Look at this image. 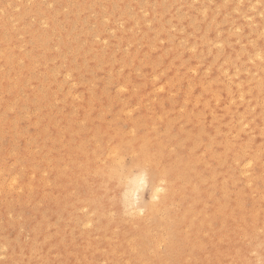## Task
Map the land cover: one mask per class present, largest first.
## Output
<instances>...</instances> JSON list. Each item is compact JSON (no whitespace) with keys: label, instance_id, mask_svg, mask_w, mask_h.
Listing matches in <instances>:
<instances>
[{"label":"rangeland","instance_id":"obj_1","mask_svg":"<svg viewBox=\"0 0 264 264\" xmlns=\"http://www.w3.org/2000/svg\"><path fill=\"white\" fill-rule=\"evenodd\" d=\"M43 34L44 38L39 39ZM256 44L264 45V0H0V264H41L38 262L43 260L45 264L47 261L49 264L138 263L136 253L130 249L123 251L118 259L111 255L108 240L92 230L93 226H82L88 210L70 208L77 197L75 188L84 189L67 185L65 181L72 174L69 162L73 144L83 142V146L93 149L98 143L87 139L88 132L102 125L119 130L127 139L150 129L163 137L169 135L168 127L172 126L175 136L165 141L167 149L175 147L185 131L194 133L197 140L194 151L191 143L188 149L201 161L208 157L209 143L219 151L226 140L234 142L233 135L237 133L238 152L227 156L230 167L227 177L231 181L227 183V192L233 196L232 201L244 198L249 224L255 226L252 231L257 235L249 234L250 241L240 238L246 256L240 250L235 264H244L247 256L259 263L261 258L254 257L252 247L258 246L260 240L264 243V123L260 121L264 118V90L258 92V83L264 87V48L260 50L262 58L255 59L252 46ZM62 51L66 60L60 55ZM238 88L242 97L238 96ZM232 92L234 96L230 95ZM53 122L62 124L53 126ZM57 131L63 133L59 136ZM215 132L219 134L214 136ZM249 158L253 162L251 167ZM245 161L248 166L243 165ZM205 170L204 175L208 176L209 169ZM243 171L248 173L241 174ZM223 176L218 174L214 178L217 188L211 186L221 201L225 198L218 189ZM63 182L66 185L60 189L65 194L56 189ZM7 184H10L8 188ZM149 195L146 184L140 196L148 199ZM211 201L208 199L206 204L212 205ZM234 214L236 217L237 211ZM215 222L220 228L222 216ZM258 227L262 230L257 231ZM91 236H95L94 240ZM249 236L253 237L252 241ZM6 240V245L11 244L6 246ZM190 240L189 246L185 244L181 264H206L207 258L215 256V252H207L210 247L222 244L228 250L231 243L230 238L222 240L218 230L200 231ZM96 241H101V245L95 244ZM87 246L93 249L90 251ZM95 246L105 250L99 248L103 253L98 252ZM146 246L150 250L158 247L157 252L165 253L159 244L147 242ZM81 248L83 253L79 252ZM229 252L232 253L231 248ZM213 257L209 259L215 260ZM125 259L130 261L124 262Z\"/></svg>","mask_w":264,"mask_h":264},{"label":"bare ground","instance_id":"obj_2","mask_svg":"<svg viewBox=\"0 0 264 264\" xmlns=\"http://www.w3.org/2000/svg\"><path fill=\"white\" fill-rule=\"evenodd\" d=\"M69 26H71V24ZM71 27L69 29H71ZM58 29H59V27H58ZM52 30H53V28H52ZM46 32H49V31H46ZM68 32H66V33H68ZM57 34H59V33H57ZM48 35L49 34H47L46 36H48ZM51 35H53V34H51ZM69 35H71V33ZM50 36H49V38H50ZM55 36H57V35L55 34ZM41 37L44 38V34L38 38L40 39ZM37 39H35V40L37 41ZM46 39H47V37H46ZM46 39H45V41H46ZM50 39H51V41L53 40L52 38H50ZM50 39H48V40H50ZM3 41H5V38ZM36 41H35V43H36ZM41 43L39 42V45ZM46 45H45V48H47V46H48V45L47 46ZM36 46H38V45H36ZM40 46L44 47V43H43V46L42 45H40ZM58 46H60V45H58ZM68 47L70 49L72 48L70 46H68ZM68 47H66L67 51L70 50ZM263 48H264V45H262V44L253 45L252 46V51H253L252 56H254L255 59H261L262 55H261L260 50H263ZM59 49L62 50L61 48H59ZM222 50H224V49L222 48ZM222 50L220 49L221 52H222ZM39 51L40 50H38V52ZM71 51H69V53ZM76 51H78V50H76ZM72 53H73V51H72ZM72 53H70V54H72ZM75 53H77V52H75ZM78 53H79V51H78ZM65 54L66 53H63V51H62V54L60 53V55H62L61 57H63V58H64ZM67 54H68V52H67ZM5 55H7V54L5 53ZM29 55L27 54L26 56L29 58ZM10 56L11 55H9V57ZM52 58H54V56ZM86 60L88 62V59H86ZM88 63H90V62H88ZM83 64H85V63H83ZM77 65L79 66V64H77ZM86 65H85V69L87 70L86 67H88V65L87 66ZM155 65L156 64H154V66ZM74 66H76V65H74ZM78 66H76V67H78ZM67 68H68V66H67ZM70 68H71V66L69 67V69ZM74 68L75 67H73V69ZM91 68H89V69H91ZM91 71H92V69L89 71V73ZM71 72H73V71H71ZM67 73H69V71H67ZM63 74H65V73H63ZM69 74L72 75V73H69ZM69 74H68V76H69ZM211 81H210V83H211ZM16 87H18V86H16ZM16 90H19V89H16ZM229 90L230 89H228V91ZM238 90H239L238 96L242 97V93H241L240 88H238ZM263 90H264L263 84L261 82L258 83V92L262 93ZM51 92L53 93L52 90H51ZM233 93L234 92H232L230 95H233ZM43 95H44V93H43ZM40 96H42V95H40ZM45 96L46 95H44V99L46 98ZM89 102L90 101H88V103ZM88 108H90V107L88 106ZM163 113L164 112L162 111V114ZM86 116H88V115H86ZM260 121H262L264 123V118L262 117ZM83 122H84V120H83ZM163 122H165V120ZM187 122H188V120H187ZM58 123L59 122H57V124ZM57 124L53 122V126L57 125ZM59 124H62V123H59ZM243 125H244V123H243ZM180 126L181 125L178 126V129L181 128ZM190 126H188V127L190 128ZM67 127L68 126H66L65 128H67ZM171 127H168V134L169 135H165L163 137L158 136V134L156 133L155 130L150 129V130H148L149 132H147L145 134L134 133L133 137L129 138V139H127L125 136H123L119 132V130L111 129L105 125H102L100 128L89 130V132H88L89 134H88L87 139L90 138L93 141V143L97 142L98 144L93 146V149H90V148H87L86 146H83V142H80L78 145L73 144L72 151L70 153L71 154V157H70L71 160L69 162V166L71 167L70 171L72 174L68 178V180H65V181L67 182V185H71L72 187H74V186L76 187V185H78L80 189L84 188L83 191L75 188V190L78 191V193L77 192H76V194L74 193V196L76 195L77 197L75 196L76 199L70 203V208L76 209L77 207H82L84 210H85V208L88 210V211L86 210L87 213H84V214H86V216H84L85 218H83L85 220H82V218L79 217L82 220V222H81L83 224L82 226H84V225L86 227H88V226L92 227L93 226L92 230H95L96 233H98V234L102 235L104 238H106V240H108L107 244H108V247L110 249V254L115 256L117 259L119 258L120 254L122 256V254L125 253L123 251L130 249V251L132 250L136 253V258L138 261L137 264H181V262L183 261L182 254H184V252H185L184 248H186L185 244H187V246L190 245V243L192 242L190 239H192L193 234L196 236L197 233L200 231H207V232L212 231V233H213V231L218 230L219 234H221L222 240L227 241L230 238L231 243H230L229 248L232 249V253L229 252V248H228V250L223 249L225 245L224 246L222 244L217 245V246L214 245V246L210 247V250L207 252H209L210 254L212 252H215V256L214 257L210 256L209 258L213 257L216 259L212 261V259L207 258V261H205V259H204V261L206 264H235V259L240 258V256H239L240 250L242 252V255L246 256L245 252H244V249H245L244 245L242 246L241 243L239 242L240 238L241 239L247 238V240H249L247 236L251 233L252 234L254 233L252 230L255 227V226L249 224L250 220L248 217L250 214L247 213V208L244 204V198L238 197L235 201H232L231 198L233 196L230 197L228 192H227V190H228L227 183L230 181V179L227 177L228 171L230 170L229 161H228L227 156L229 154H235L238 152L237 147L239 144L237 143V141L239 139L238 140L236 139L237 141H235V138H237L236 136H238V134L236 133L233 135L235 137V138L233 137L234 142L226 140V142H224L222 144V148H219V149H221L219 151L217 150L218 148L217 149L213 148L215 146L212 147V145H214V144L211 145V143H209L210 145H208L209 146L208 157L205 160L201 161V159L196 158L197 157L196 155L193 156L192 153L190 152V150L188 149V145H189L188 143H191L192 150L194 151L193 148H194L197 140H196V135L194 133H189V132L185 131L186 128L183 130V131H185V133H183V136L178 138V140L179 139L180 140L176 141V139H175V141L177 142V143L175 142L176 143L175 147H173L172 149H167L165 141L169 137L175 136L174 132L170 129ZM189 128H188V131H189ZM47 129H48V127H46V130ZM67 129H69V128H67ZM82 129H85V128H82ZM215 129H217V126ZM57 132H58L59 136H60L61 132L63 133V131H60V133H59V131H57ZM65 132H67V131H65ZM92 132H93V134H92ZM219 132H220V129H219ZM262 133L264 134V131ZM218 134L216 133L214 136H216ZM223 134H225V133H223ZM67 135H68V133H67ZM62 136H65V135L63 134ZM239 137H240V135H239ZM223 138L224 137H222L221 139H223ZM221 139H219V141H221ZM58 140H59V138L57 139V141ZM212 140H214L215 142L217 141L214 138ZM245 140H247V139H245ZM210 142H212V141L210 140ZM217 145H221V142L218 143ZM55 153H53V154H55ZM125 156L126 157L128 156L129 158L127 159V158H125ZM257 156L258 155H255L254 157H256V159H257L258 158ZM250 157H252V156H250ZM51 158H53V157H51ZM245 159H247V157ZM250 159L251 158H249V161H248L249 163L247 161H245L244 162L245 164H243V165L245 166V165H247V163L249 166L251 164L253 165V162ZM16 160H18V159H16ZM45 160H46V158L43 161H45ZM37 162H38V160H37ZM53 162H54V160H53ZM200 162H201V164H200ZM250 162H252V163L250 164ZM193 163H194V166L192 165ZM213 163H215V165H212ZM243 165H241V166H243ZM217 166L219 168H217ZM205 169L206 170L209 169L208 170L210 173L209 174L210 176L208 175L209 177L207 175H204ZM244 170H245V168H244ZM251 171H253V170H251ZM245 172L248 173V171H243V172H241V174H246ZM59 173H61V176H62V172L60 171ZM218 174L224 175L222 177V181H220L221 182L220 187L218 186L219 187L218 192L222 196H224V198H225L222 201L218 197L215 196L214 192L211 191V186H214L215 188H217L216 181L214 178ZM230 175H232V174L230 173ZM204 176H207L208 178L204 177ZM13 177H11V178H13ZM250 177H251V175H250ZM253 177L255 178L256 176H253ZM253 177H251V178H253ZM3 178L5 179V177H3ZM17 178H18V176H17ZM230 178H231V176H230ZM13 179H16V178H13ZM12 181L13 180H11V183L14 182V181L13 182ZM17 181H18V179H17ZM49 182H51V181H49ZM66 182L59 184V186L57 188L56 187L55 188L60 189V188L65 187ZM14 183H16V181ZM244 183H246V182H244ZM17 184H18V182H17ZM146 184L149 185V189H150V195H149L148 199H144L140 196L141 195V189ZM9 185L7 186V188L9 187ZM40 185H42V184H40ZM28 186H29V183H28ZM254 186L255 185H253V187ZM30 187H31V185L29 186V188ZM51 187H52V185H51ZM249 188H250V186H249ZM254 188H257V185ZM229 189H231V188H229ZM29 191L31 192V189ZM59 191H61V189ZM72 191H74V190H72ZM61 192L64 193V191H61ZM244 192H243V194H244ZM57 193L61 194L59 192H57ZM70 193H72V192H70ZM70 193H69V195H70ZM45 197H47V196H45ZM68 198H70V197H68ZM54 199H57V198L55 197ZM208 199H212V201H211L212 205L206 204ZM36 200L37 199H35V201ZM62 200H64V199H62ZM43 202H44V200H43ZM43 202H41V203H43ZM37 203H39V202H37ZM37 203L35 202V204H37ZM199 203H201V207H198ZM23 209H24V207H23ZM235 211H237L236 217L233 216ZM30 213H31V211H30ZM37 213H38V211H37ZM42 216H43V214H42ZM54 216H55V214H54ZM220 216H222V222H223L219 226L221 229L217 228V226L214 225V224L218 225V222L216 223L215 221L218 220L220 218ZM23 217H24V215H23ZM25 217H27V216H25ZM31 217H33V216H31ZM82 217H83V213H82ZM19 218H20V216H19ZM30 218H29V220H30ZM46 218H47V216H46ZM70 219L73 220V218H71V217H70ZM255 219H256V217H255ZM25 220L27 221V219H25ZM40 220H41V218H40ZM65 220H67V219H65ZM51 222H53V221H51ZM36 223H38V221ZM36 223H33V225ZM41 223L42 222H40V225H41ZM43 223H45V221H43ZM38 225H39V223H38ZM52 225L54 226V223ZM66 226H67V224H65V227ZM31 227H32V225H31ZM65 227L63 228V231H65L64 230ZM35 228H37V227L35 226ZM57 228H58V226H57ZM33 229H34V227H33ZM90 230H91V228H90ZM255 230H257V229L255 228ZM261 230L262 229L257 230V231H261ZM86 231H84V232H86ZM35 232H37V231H35ZM55 232H56V230H55ZM205 233H204V235L207 234V233L206 234ZM257 233H259V232H257ZM71 234H72V232H71ZM80 234H82V231ZM215 234H217V233L215 232ZM254 234L257 235L256 232ZM48 235H51V234H48ZM87 235L90 236V234H88V233H87ZM95 236H93V238ZM212 236L214 237V235H211L210 237H212ZM218 236H220V235H218ZM233 237H235L239 240H233L232 239ZM249 237L251 238V236H249ZM45 238H46V235H45L44 239ZM93 238L91 236V239H93ZM6 239H8V238H6ZM34 239H33V241H34ZM200 239H201V237L198 236L197 240L200 241ZM214 239H212V241H214ZM252 239H253V237L251 238V241H252ZM61 240H65V239L61 238ZM256 240L258 241V239H256ZM263 240H264V238H263ZM102 241H103V239H102ZM257 241H256V243H257ZM261 241L262 240H260V242H258V246H256L257 248L252 247L254 257L256 259L261 258L260 259L261 261L260 262L258 261L259 263H256V264H264V246H263L264 243L262 244ZM5 242H7V240L4 241V244H5ZM41 242L45 243V240H42ZM87 242L90 244L93 243L92 241H89V240ZM147 242L148 243L151 242L154 244H159V246H163L165 248L164 255H162L163 252L162 253L157 252L158 247L155 250H150L146 246ZM63 243L66 244L65 241ZM256 243H254V245H256ZM10 244H7V245H10ZM51 244L53 245V242ZM51 244H49L50 245L49 247H53ZM95 244L101 245V241H100V243L96 241ZM210 244H213V242H211ZM214 244H215V242H214ZM18 245H19V243H18ZM30 245H32V244H30ZM1 246H2V243H1ZM1 246H0V250L2 248ZM54 246H55V244H54ZM75 246H77V245H75ZM35 247L33 250H36ZM39 247H40V245H39ZM4 248H5V246H4ZM37 248H38V246H37ZM66 248H67V246H66ZM83 248H85V247H83ZM87 248L90 251L93 249V248L89 249L88 246H87ZM99 248H101V247H99ZM99 248L96 247L95 250H97ZM27 249H30V248H27ZM63 249H64V246H63ZM75 249H76V247H75ZM103 249L105 250V247ZM10 250H12V249L10 248ZM19 250H20V248H19ZM4 251H3V253H4ZM82 251H83V249L81 248V251H79V252H82ZM90 251H89V253H90ZM99 251H100V249L98 250V252ZM22 252H25V251H22ZM22 252H19V253L24 255V253H22ZM79 252H77V253H79ZM8 253H6V254L8 255ZM82 253H79V254H82ZM92 253H93V251H92ZM92 253H90V254H92ZM101 253H103V252H101ZM189 253L191 254L190 251H189ZM0 254H1V252H0ZM32 254H34L33 251L30 255L32 256ZM40 254H44V253L41 252ZM46 254H48V252ZM54 254H56V257H57L58 252L54 253ZM232 254L235 256V258L233 257ZM251 254H252V252H251ZM65 255H66V252H65ZM43 256L44 255H42V258H43ZM53 257H55V256H53ZM63 257L65 258L66 256H63ZM86 257H87V255H86ZM125 257H127V255ZM40 258H41V255H40ZM107 258H109V256ZM19 259L21 261L23 258L22 259L19 258ZM28 259H30V258H28ZM31 259H32V257H31ZM48 259H46V260H48ZM53 259H55V258H53ZM53 259H51V260L53 261ZM60 259H62V258H60ZM67 259H68V257H67ZM88 259H89V257H88ZM81 260H82V258H81ZM91 260H92V257H91ZM126 260L127 259H125L124 262H126ZM65 261H67V260H65ZM129 261L127 260V262H129ZM192 261H193V259H192ZM43 262H44V260H43ZM43 262L40 261L38 263L42 264ZM47 262L49 264V261H47ZM98 262H97V264H98ZM102 262H104V260ZM243 262H244V264H255L251 259L248 258V256H247V258L245 257L243 259ZM57 263L61 264L60 262H57ZM68 263H70V261ZM27 264H29V263H27ZM35 264H36V262H35ZM43 264H45V263H43ZM117 264H118V262H117ZM182 264H184V263H182ZM192 264H194V263H192Z\"/></svg>","mask_w":264,"mask_h":264}]
</instances>
